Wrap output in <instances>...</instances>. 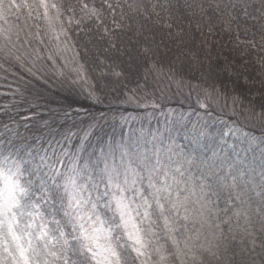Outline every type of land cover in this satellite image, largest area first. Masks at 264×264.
<instances>
[{"label": "snow or ice", "instance_id": "obj_1", "mask_svg": "<svg viewBox=\"0 0 264 264\" xmlns=\"http://www.w3.org/2000/svg\"><path fill=\"white\" fill-rule=\"evenodd\" d=\"M185 15L190 23L197 15L215 19L237 37L241 30L259 32L264 41V0H101L99 7L83 0H0V80L11 77L7 87L15 84L17 103L32 111L17 110L26 131L39 124L31 135L8 124L0 132V264H168L170 257L204 264V254L223 264H264V139L244 134L247 147L227 145L233 129L213 133L207 123L181 116L117 140L96 135L104 113L84 127L71 106L48 109L47 119L37 111L43 97L36 86L50 82L105 103L110 86L89 81L68 36L67 25L90 22L109 43L116 30L131 33L129 42L145 58L134 87L123 84L120 104L160 108L157 91L162 99L172 85L182 87L185 56L189 70L203 68L178 23ZM81 30L90 43L93 28ZM196 30L202 31L199 21ZM111 75L119 81L124 73ZM255 115L264 119V109ZM129 118L121 113L120 126Z\"/></svg>", "mask_w": 264, "mask_h": 264}, {"label": "trees", "instance_id": "obj_2", "mask_svg": "<svg viewBox=\"0 0 264 264\" xmlns=\"http://www.w3.org/2000/svg\"><path fill=\"white\" fill-rule=\"evenodd\" d=\"M83 2L90 6L92 4L97 7L101 5V0H83ZM79 6L77 3V9ZM119 11V9L116 10L117 19ZM105 16L106 23L111 28L112 18L108 16L107 12H105ZM197 21L200 22L202 31L196 30ZM178 23L191 39L188 47L197 52L199 61L203 64L202 69L194 67L189 70L187 56H185L184 71L181 73L183 84L198 87L203 93L209 91L219 95L222 98V107H216L208 102L205 95L202 97L189 96L184 91L185 88L177 89L175 85H172L171 90L167 91L162 99L160 93L156 92L160 108L120 104L119 101L123 98V84L127 82L129 88L134 87V80L142 77L144 68L147 66L144 63L145 58L139 54V47L134 40L129 42L131 33L116 30V34L111 37V43H109V37L102 39V31L98 34L95 22H90L68 29V36L71 37L70 44L75 46V52L79 54L78 60L84 65L89 81L96 85L103 83L110 86L104 89L105 103L103 105L93 104L85 95L81 94L79 89L69 90L50 82V86L47 88L36 86L35 90L43 97L38 101L40 107L37 111L47 119L50 115L48 109H63L71 106L70 110L81 113L84 127L87 126L91 116H99L100 113H104L105 118L100 121L101 127L96 130V135H106V138L115 135L117 140L120 139L121 133L126 136L129 131L138 132L141 129L145 132L154 131L157 128H162L165 121L179 119L181 116L193 123H207L213 133L221 131L227 133V128L236 127L248 135L256 136L260 140L264 139V126L258 122V118V121L256 118H251L256 117L255 114L264 109V81L257 77V72L253 68L244 63L245 59L235 48L238 40L237 35L233 32L223 31V27L218 26L217 22L209 21L207 17L202 18L199 15L193 17L191 23L186 15L181 16ZM210 26H212L211 32H209ZM87 27L93 28V31L89 33L90 43L88 42L89 37H86L85 32L81 30ZM157 39L159 40V36ZM113 43L116 45L115 47L111 46ZM169 46L173 48V52L179 50L174 45L169 44ZM165 68H167L166 62ZM113 71L122 72L124 76L117 81L111 75ZM102 72L108 75L101 76ZM149 79L151 81V77ZM11 80V77L8 81L0 80V85H3L0 86V132H4L3 125L8 124L10 128L16 129L21 134L31 135L32 131L39 127V124H36L31 131H26L23 123L20 122V116L17 115L18 109L21 110V115H31L32 111H23L27 105L17 103L20 101V96L13 95L16 85L13 84L12 88L7 87ZM111 87H115L116 91H111ZM200 103H204L206 107H200ZM228 103H233L232 109L224 106ZM85 113L88 115L85 116ZM121 113L130 117L123 127L120 126L119 120ZM113 116L116 117L115 121L112 119ZM29 124H32V121H29ZM41 131L46 130L41 129ZM160 243L165 244L166 248L171 251L170 244L163 238ZM206 256V254L203 255V261L213 264L212 257ZM182 259L185 264H197L196 260L189 257H182ZM156 260L157 257L153 254L152 261ZM129 264H134V262H129ZM168 264H178V261L170 257Z\"/></svg>", "mask_w": 264, "mask_h": 264}, {"label": "rangeland", "instance_id": "obj_3", "mask_svg": "<svg viewBox=\"0 0 264 264\" xmlns=\"http://www.w3.org/2000/svg\"><path fill=\"white\" fill-rule=\"evenodd\" d=\"M17 3H21V0H16ZM29 2H31V0H29ZM27 13V9L22 8L21 9V17H23V15H26ZM79 11H77L76 16L77 18H79ZM10 20L12 22H16V17L12 16L10 17ZM213 21L217 22L215 19H213ZM218 23V22H217ZM75 23H72L71 25H67L68 29H71L73 26H75ZM218 26H222L219 23L217 24ZM110 26H112L110 24ZM253 31H255V29H253ZM235 35L236 32L235 30L232 31ZM260 33L256 32V35L253 36L251 32L245 34L243 32V30L240 31L239 37H237V43L235 45V48L238 49V51L240 52V54H242V58L245 59V64H248L249 67L253 68L255 70V72H257V77L262 79L264 81V41H261L260 39ZM249 41H254L255 43V47H253L252 43H249ZM71 43V42H70ZM75 51V49H74ZM76 53V52H75ZM68 58H71L73 56L72 52H68L67 53ZM187 85V84H186ZM184 85L182 84V87L180 89H184V91L190 96H194L196 97L197 95L202 97L203 95H205V99L210 102L211 104H213L216 107H222L223 106V102H221L222 98H220L219 95L215 94V93H211V92H206L203 93L201 91V89H199L198 87H191L189 85ZM152 91V86L150 84L149 86V91ZM226 108L232 109L233 108V103H228V105H225ZM228 109V110H229ZM248 116H250L248 114ZM252 119L256 118V120L258 121L257 117H251ZM178 118H174L172 120H175ZM251 119V120H252ZM260 123H262V125L264 126V119H259ZM230 128H227V133L229 131ZM231 129H233L235 131V135L232 134H228L225 136V139L227 140V145H232L233 143H238L240 145L241 148L247 147V144L244 142V134H246L245 132H243V130L236 128V127H231ZM238 130V131H237ZM140 131H138L137 133H139ZM253 136V135H250ZM256 137V136H255ZM257 140L259 141L260 139L258 137H256ZM249 155H251V153H249ZM134 255V254H133ZM200 253H197V256H200ZM207 255V254H206ZM207 257V256H206ZM211 261H213V264H223V261H217L214 258H211ZM129 262H132L131 259H129ZM205 264H208V261H204ZM218 262V263H216Z\"/></svg>", "mask_w": 264, "mask_h": 264}]
</instances>
